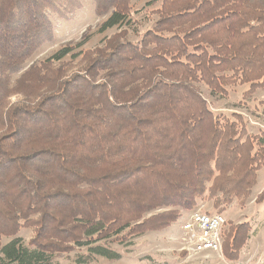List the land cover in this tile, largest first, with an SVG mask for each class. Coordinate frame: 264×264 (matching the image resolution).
<instances>
[{
	"label": "trees",
	"instance_id": "obj_1",
	"mask_svg": "<svg viewBox=\"0 0 264 264\" xmlns=\"http://www.w3.org/2000/svg\"><path fill=\"white\" fill-rule=\"evenodd\" d=\"M93 1L109 14L100 31L128 23L131 0ZM79 6L0 0V264H56L81 247L80 264L118 259L112 244L169 227L199 200L249 197L264 166V131L214 114L200 89L264 91V0H161L136 42L113 34L74 72L61 60L79 52L63 46L12 82L53 37L49 14ZM248 233L233 230L228 258Z\"/></svg>",
	"mask_w": 264,
	"mask_h": 264
},
{
	"label": "rangeland",
	"instance_id": "obj_2",
	"mask_svg": "<svg viewBox=\"0 0 264 264\" xmlns=\"http://www.w3.org/2000/svg\"><path fill=\"white\" fill-rule=\"evenodd\" d=\"M161 0H131L130 19L127 24L114 26L100 31V25L108 17L98 15L94 9L93 0H80V6L73 9L68 16L60 18L55 13L49 17L53 23V37L41 44L25 61L22 69L11 75L14 82L24 71L48 58L54 51L63 46H72L74 52H79L75 58L66 56L61 63L69 71H78L87 63V55L104 45V39L122 30L126 31L129 40L136 42L140 36L150 29L157 19L155 11L159 9ZM78 44H80L78 46ZM58 66L57 63H52ZM203 97L210 110L216 115L231 116L232 113L241 114L246 131L250 135L264 131V91H257L253 95L244 96L247 86L231 87L226 97L211 95L204 84L200 85ZM22 99L14 94L8 97L12 103ZM264 189V166L257 171L256 184L251 189L249 197L239 200L233 199L226 206L214 207L211 200L202 199L197 206L189 211H182L181 217L169 227L160 231H149L131 238L124 244H112L111 248L120 257L109 260L95 256L85 264H264V197H259ZM202 211L220 213L226 223L223 227L222 249L219 252H202L190 254L182 248L180 225L191 212ZM246 224L249 231L248 238L239 248L237 257L231 259L226 254V244L233 230ZM32 235L31 228H22L18 232L26 244ZM9 239L3 238L5 243ZM84 253L85 248H75L69 254L55 258L56 264H80L75 261L77 254Z\"/></svg>",
	"mask_w": 264,
	"mask_h": 264
},
{
	"label": "built area",
	"instance_id": "obj_3",
	"mask_svg": "<svg viewBox=\"0 0 264 264\" xmlns=\"http://www.w3.org/2000/svg\"><path fill=\"white\" fill-rule=\"evenodd\" d=\"M225 223L220 213L190 212L180 225L182 248L194 255L221 251Z\"/></svg>",
	"mask_w": 264,
	"mask_h": 264
}]
</instances>
